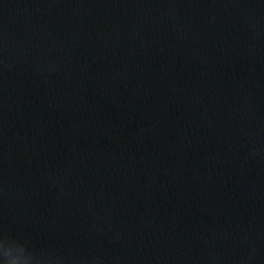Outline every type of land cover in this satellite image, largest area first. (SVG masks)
Instances as JSON below:
<instances>
[{"label": "water", "instance_id": "obj_1", "mask_svg": "<svg viewBox=\"0 0 264 264\" xmlns=\"http://www.w3.org/2000/svg\"><path fill=\"white\" fill-rule=\"evenodd\" d=\"M0 264H264V0H0Z\"/></svg>", "mask_w": 264, "mask_h": 264}]
</instances>
